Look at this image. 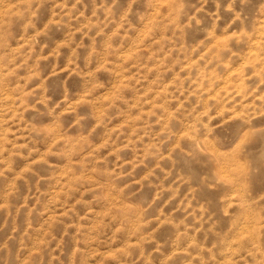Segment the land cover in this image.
<instances>
[{
    "label": "rangeland",
    "instance_id": "374dc122",
    "mask_svg": "<svg viewBox=\"0 0 264 264\" xmlns=\"http://www.w3.org/2000/svg\"><path fill=\"white\" fill-rule=\"evenodd\" d=\"M0 264H264V0H0Z\"/></svg>",
    "mask_w": 264,
    "mask_h": 264
}]
</instances>
